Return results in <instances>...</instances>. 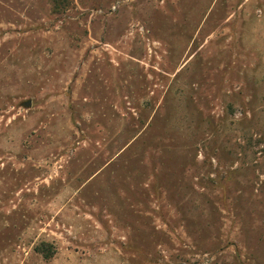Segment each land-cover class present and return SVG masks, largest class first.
<instances>
[{
	"label": "rangeland",
	"instance_id": "obj_1",
	"mask_svg": "<svg viewBox=\"0 0 264 264\" xmlns=\"http://www.w3.org/2000/svg\"><path fill=\"white\" fill-rule=\"evenodd\" d=\"M61 4L0 0V264H264V0Z\"/></svg>",
	"mask_w": 264,
	"mask_h": 264
},
{
	"label": "trees",
	"instance_id": "obj_2",
	"mask_svg": "<svg viewBox=\"0 0 264 264\" xmlns=\"http://www.w3.org/2000/svg\"><path fill=\"white\" fill-rule=\"evenodd\" d=\"M57 1V2H56ZM61 1L62 0H54V3H55V5H57V7L56 8H59V7H61ZM57 3V4H56ZM58 5H60V6H58Z\"/></svg>",
	"mask_w": 264,
	"mask_h": 264
},
{
	"label": "water",
	"instance_id": "obj_3",
	"mask_svg": "<svg viewBox=\"0 0 264 264\" xmlns=\"http://www.w3.org/2000/svg\"><path fill=\"white\" fill-rule=\"evenodd\" d=\"M26 105L29 106L30 105V102H27Z\"/></svg>",
	"mask_w": 264,
	"mask_h": 264
}]
</instances>
